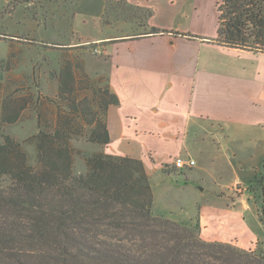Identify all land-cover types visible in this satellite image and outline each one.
<instances>
[{
    "label": "crops",
    "instance_id": "crops-1",
    "mask_svg": "<svg viewBox=\"0 0 264 264\" xmlns=\"http://www.w3.org/2000/svg\"><path fill=\"white\" fill-rule=\"evenodd\" d=\"M107 1H44L40 25L25 16L29 33L57 43L71 34L63 45L86 47L88 74L108 79L118 105L107 112L105 154L140 160L148 176L176 157L194 161L190 173L200 158L210 171L195 182L217 202L206 209L208 223L217 217L234 230L233 239L218 243L255 250L264 243L257 212L264 179V52L216 42L220 0L214 22L200 0H119L142 17L102 28ZM19 6L28 10L30 2L0 0V21L6 8L16 16L13 31L2 34L0 26V37L32 39L17 30ZM49 7L59 11L50 17ZM90 45L105 53L95 56Z\"/></svg>",
    "mask_w": 264,
    "mask_h": 264
},
{
    "label": "trees",
    "instance_id": "trees-1",
    "mask_svg": "<svg viewBox=\"0 0 264 264\" xmlns=\"http://www.w3.org/2000/svg\"><path fill=\"white\" fill-rule=\"evenodd\" d=\"M217 11L218 44L264 52V0H220ZM60 51L54 98L22 84L0 104V128L29 112L38 129L24 142L0 136V264H264V243L206 242L197 227L152 214L142 162L102 151L118 105L108 79L88 74L83 47ZM79 142L101 150L84 155Z\"/></svg>",
    "mask_w": 264,
    "mask_h": 264
},
{
    "label": "rangeland",
    "instance_id": "rangeland-1",
    "mask_svg": "<svg viewBox=\"0 0 264 264\" xmlns=\"http://www.w3.org/2000/svg\"><path fill=\"white\" fill-rule=\"evenodd\" d=\"M30 2L27 9L23 6L18 8V32L23 37H32L25 40H10L0 37V104L12 94L18 85L24 84L30 87L34 94L54 98L57 92V82L53 74L59 70L60 48L69 47L63 45L71 41L72 35H66L63 43L58 41L41 39V34L30 35L28 30L29 19L25 16L34 17V23L41 24V5L44 1L50 0H21ZM53 1V2H52ZM66 1V0H65ZM69 3L73 0H67ZM219 0H200L204 6L205 13L208 14L210 22H214L215 4ZM63 2V0H51V3ZM219 3V2H218ZM23 5V4H22ZM97 6L95 3L94 7ZM9 7V6H8ZM50 8V7H49ZM50 17L59 10L50 8ZM140 12L135 8L128 7L119 0H108L106 12L101 19V27L107 28L108 24H113L114 19H129L140 17ZM142 17V15H141ZM23 18L25 21H23ZM26 20L28 22H26ZM16 23V16L10 14V9L6 8L1 17V33L13 31L12 27ZM111 24V25H112ZM12 29V30H11ZM62 42V41H61ZM70 43V42H69ZM12 46V49H11ZM91 52L95 56L94 49H103L97 45H90ZM84 51L86 47H83ZM84 54V53H83ZM84 61L85 57L83 55ZM86 65V61H85ZM87 70V69H86ZM28 77V78H27ZM28 79V80H27ZM36 83H34V81ZM18 95H14L16 97ZM1 127V126H0ZM38 132L35 119L31 118V113H26L24 119L14 125L0 128L1 133L9 135L20 142H24L29 137ZM1 142V137H0ZM75 148L84 155L98 152L100 149L95 145L82 142L76 143ZM25 150L29 154L30 162H34L33 147L25 145ZM199 156V155H198ZM200 157V156H199ZM196 166L189 173L188 170L179 171L172 165L164 167L163 171L151 172L149 176L150 189L152 194L151 212L155 216L171 219L186 226H195L199 230V235L206 242H218L220 239H233L234 230L232 227L224 226L216 217L208 223L206 209L214 208L217 202L211 200V196L198 186V182L206 177L210 169L204 168V163L196 157ZM75 173L84 171V161L82 156L75 161ZM238 189V187L236 188ZM258 213L264 220V199L258 193ZM255 210V208H254ZM256 211V210H255Z\"/></svg>",
    "mask_w": 264,
    "mask_h": 264
},
{
    "label": "built area",
    "instance_id": "built-area-1",
    "mask_svg": "<svg viewBox=\"0 0 264 264\" xmlns=\"http://www.w3.org/2000/svg\"><path fill=\"white\" fill-rule=\"evenodd\" d=\"M95 54H102V51L98 48L94 49ZM105 53V52H103ZM194 161H192L190 158H183V157H176L172 161V166L179 171H184L192 168L194 166Z\"/></svg>",
    "mask_w": 264,
    "mask_h": 264
}]
</instances>
